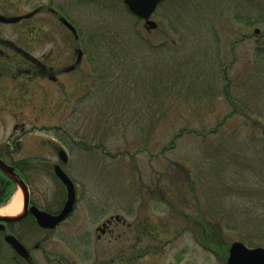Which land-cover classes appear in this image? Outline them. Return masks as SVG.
Returning a JSON list of instances; mask_svg holds the SVG:
<instances>
[{
    "label": "rangeland",
    "instance_id": "rangeland-1",
    "mask_svg": "<svg viewBox=\"0 0 264 264\" xmlns=\"http://www.w3.org/2000/svg\"><path fill=\"white\" fill-rule=\"evenodd\" d=\"M2 1L13 13L51 0ZM55 4L87 38L90 61L91 49L117 50L90 63L85 87L72 86L81 101L61 102L41 75L21 83L30 99L0 104V143L15 134L25 149L71 150L78 202L49 236L51 255L226 264L235 241L264 248V0H164L150 32L122 0ZM50 16L37 19L39 32L55 26ZM20 28L2 31L11 39ZM32 180L35 203L55 208L65 190L52 168ZM116 215L114 236L99 239Z\"/></svg>",
    "mask_w": 264,
    "mask_h": 264
},
{
    "label": "flooded vegetation",
    "instance_id": "flooded-vegetation-1",
    "mask_svg": "<svg viewBox=\"0 0 264 264\" xmlns=\"http://www.w3.org/2000/svg\"><path fill=\"white\" fill-rule=\"evenodd\" d=\"M163 2L164 0L158 4L150 17V21L156 23L155 27L147 25L144 19L127 11L140 21H143L145 29L150 32L158 27V23L153 17L156 16L157 10ZM7 5L6 2L0 0V15L6 18L19 17L20 20L11 24L0 21V104L30 99L29 94L31 92L26 91L21 83H27L28 80H34L41 75L45 79H48L54 89H61L63 92V101L61 102L70 105L74 101H81L75 99L76 96L71 92L72 86L78 87L80 85L81 88L85 87L88 84V69L90 63L99 62L101 59L99 58L100 54H110L117 49H91L96 54V57L90 61L87 38L82 36L79 28L69 18L68 9L57 6L55 0H51L49 4L45 5L38 2L37 5L32 6L28 11L18 10L19 6H17V10L13 13L9 12ZM47 13L55 21V26L51 27L48 32L41 33L38 31L39 28L36 22L37 19ZM30 14L33 15L27 17ZM65 20L75 28V32L67 26ZM8 25H18L21 27L15 34V37L11 39L2 31ZM255 33L261 35V31L256 32V29ZM40 35L45 37L43 38ZM45 42L50 45L48 52L37 55V51ZM8 79L14 80L11 85L7 84L6 81ZM21 129L23 131L25 130L23 127ZM15 130H17V126ZM22 138L23 135L16 137L15 134H11L6 141L0 143V160L13 168L16 175L28 185L30 193L28 211L24 218L16 222L0 223L3 225V228L0 229V264H86L87 262L85 261L89 260L86 250L81 251L80 260L78 261L71 256L51 255L52 251L47 249L49 236L64 225L74 213L78 202L77 190L74 210L55 228L41 227L35 215L30 211V208L33 206L51 215H57L62 211L67 199V192L64 185L57 178L55 168L60 166L69 176L65 167L70 161L71 150L67 149L65 145L61 146L55 143L48 144L46 147L33 145L32 148L25 149L20 143ZM62 151H64V154H61ZM63 158L66 160H63ZM44 164L52 168L54 176L65 190L59 198H56L54 203L55 208L51 207V209L42 208L35 203L29 186L33 182L32 179H34L35 175L40 174ZM0 175L11 180L1 169ZM8 202L9 200L5 204L0 205V207L6 206ZM120 222L121 217L119 215L110 216L97 228V231L101 232L98 238L100 239L102 236L108 235L114 236L116 226ZM42 234L44 236L41 239ZM7 236L14 237L18 241L22 247V252H18L6 240ZM109 241L111 242V240ZM84 243L85 241H83ZM112 243H115V241ZM112 254L113 256L98 258L97 263L120 264L118 251L112 252ZM138 258L137 256L132 257L129 261H134ZM123 263L127 262L124 261Z\"/></svg>",
    "mask_w": 264,
    "mask_h": 264
},
{
    "label": "water",
    "instance_id": "water-1",
    "mask_svg": "<svg viewBox=\"0 0 264 264\" xmlns=\"http://www.w3.org/2000/svg\"><path fill=\"white\" fill-rule=\"evenodd\" d=\"M162 0H123L125 6L128 10L144 19L147 25L151 27H155L156 23L150 21V17L152 13L155 11L158 4H160ZM33 14L27 15L31 16ZM20 18H6L0 15V21L4 23H15L19 21ZM67 26L71 28L74 32L75 28L65 20ZM259 29H256V32H259ZM64 154V151L61 152ZM62 157V156H61ZM63 160H66L63 158ZM0 169L8 175V177L14 182L18 189L21 190L23 196V208L22 211L16 215H0V223L2 222H16L24 218L28 211L30 193L28 185L16 175L13 168L5 164L2 160H0ZM55 174L60 182L64 185L67 192V199L63 206L62 211L57 215H51L47 212H44L37 207L33 206L30 208V211L35 215L38 224L44 228H55L61 221L67 218L72 211L74 210L75 202H76V187L74 181L68 176V174L60 167L57 166L55 168ZM3 228V225L0 224V229ZM6 240L13 245V247L19 252H22L21 245L18 241L11 236H7ZM226 264H264V248L263 247H255L250 248L247 247L244 243L240 241H235L231 244L229 249V255L227 258Z\"/></svg>",
    "mask_w": 264,
    "mask_h": 264
},
{
    "label": "trees",
    "instance_id": "trees-1",
    "mask_svg": "<svg viewBox=\"0 0 264 264\" xmlns=\"http://www.w3.org/2000/svg\"><path fill=\"white\" fill-rule=\"evenodd\" d=\"M211 132L205 133L202 136L207 137L208 135L211 134ZM213 132L215 133L216 131ZM181 134H183V132H181L177 136L180 137L182 136ZM15 190H16L15 184L11 180L4 178L3 175H0V205L5 204L11 198Z\"/></svg>",
    "mask_w": 264,
    "mask_h": 264
},
{
    "label": "bare ground",
    "instance_id": "bare-ground-1",
    "mask_svg": "<svg viewBox=\"0 0 264 264\" xmlns=\"http://www.w3.org/2000/svg\"><path fill=\"white\" fill-rule=\"evenodd\" d=\"M22 192L17 191L13 194L9 203L0 209V215H16L22 210Z\"/></svg>",
    "mask_w": 264,
    "mask_h": 264
}]
</instances>
